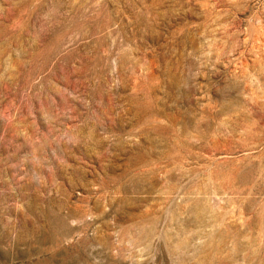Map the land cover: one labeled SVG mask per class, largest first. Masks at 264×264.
<instances>
[{"label":"rangeland","instance_id":"obj_1","mask_svg":"<svg viewBox=\"0 0 264 264\" xmlns=\"http://www.w3.org/2000/svg\"><path fill=\"white\" fill-rule=\"evenodd\" d=\"M0 264H264V0H0Z\"/></svg>","mask_w":264,"mask_h":264}]
</instances>
